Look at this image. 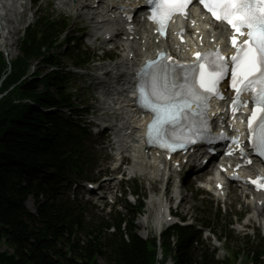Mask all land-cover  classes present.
Returning <instances> with one entry per match:
<instances>
[{
  "label": "trees",
  "instance_id": "obj_1",
  "mask_svg": "<svg viewBox=\"0 0 264 264\" xmlns=\"http://www.w3.org/2000/svg\"><path fill=\"white\" fill-rule=\"evenodd\" d=\"M65 27V22L40 16L25 30L14 61L0 52V245L9 248L0 249V264H99L98 256L106 264H157L156 238L144 240L135 225L144 208L140 197L137 205L127 204L126 212L87 220L88 206L67 193L75 182L90 179L86 170L91 163L87 129L59 110L75 105L69 77L40 69L22 79L31 61L61 65L59 38ZM70 53L75 63L86 62ZM54 107L58 111L44 110ZM31 195L36 214L25 205ZM199 238V230L175 227L164 234L162 248L167 254L175 250L174 264H233L216 260L208 249L192 251ZM250 249L255 262H262L263 250Z\"/></svg>",
  "mask_w": 264,
  "mask_h": 264
},
{
  "label": "snow or ice",
  "instance_id": "obj_2",
  "mask_svg": "<svg viewBox=\"0 0 264 264\" xmlns=\"http://www.w3.org/2000/svg\"><path fill=\"white\" fill-rule=\"evenodd\" d=\"M148 3L152 5L149 18L160 25L163 33L172 16L187 15L192 0H148ZM199 3L216 21L230 27L235 51L228 58L219 49L197 52L190 64L168 63L172 58L164 53L147 62L138 73L136 85L139 103L153 114L146 135L166 147L195 143L193 137L208 131L209 100L213 95L223 99L218 85L230 77L236 96L234 111L247 104L241 100L242 94H251L249 139L256 152L264 156V0H199Z\"/></svg>",
  "mask_w": 264,
  "mask_h": 264
},
{
  "label": "rangeland",
  "instance_id": "obj_3",
  "mask_svg": "<svg viewBox=\"0 0 264 264\" xmlns=\"http://www.w3.org/2000/svg\"><path fill=\"white\" fill-rule=\"evenodd\" d=\"M22 0H18L20 3ZM25 2L26 7H23L19 5V3L16 4L15 8L10 12L11 15L10 17L13 18L14 22L12 25H9L7 22L6 23V28L5 31L1 29L0 27V52L6 51L8 52V58L12 62L16 59V57L20 54V37L22 36V28L24 29L30 22L34 20V18L38 14H44V13H50L53 14L54 16L58 17H67L70 23V26L68 28V31L64 34L65 39L68 37H72L75 35H80V40L81 43L83 44L82 47L85 49L87 52L92 53V55H95V58L98 57L100 54H102L101 50L95 49L93 50L90 47H86L85 41H86V35L82 32L84 29V24L82 22L81 18L78 17H68V10L65 9L64 11H61L59 6L57 5L56 0H41V4L37 10L36 7L30 6V0H23ZM21 4V3H20ZM18 5V6H17ZM70 11V10H69ZM11 18V19H12ZM13 31V35L9 34V30ZM4 42V43H3ZM59 53L61 55L62 61L64 65L67 67V70L72 71V65H73V60L68 57V49L67 45L63 46L60 50ZM99 61L100 59H96ZM108 59H106V62ZM101 63H104L102 61L93 63L88 66L93 68L96 65H99ZM34 66L37 65V63L33 62L32 63ZM41 69L44 73L50 71L49 68L42 67ZM113 70V68H110ZM96 70L93 71L94 75H98L101 73L100 70H97L96 68L92 69ZM103 71L107 69H102ZM93 77L90 76H85V77H72L70 80V89L73 91H77L78 93V101L80 102V106H89L90 109L94 112H98V114H102L100 109L98 108L101 104L95 100L94 97L100 96V93L97 90V85L93 82ZM96 131V130H95ZM107 140L103 136L99 137H93L91 141L88 143V145L92 146L93 148V156H94V161L93 164L90 165L87 168L86 174L89 175L91 178H98L101 176H104L105 174L109 175V177H112V155H111V150L106 146ZM131 164V163H130ZM111 166V168H110ZM114 167V166H113ZM147 172V169H146ZM146 172H136V171H128L126 176L128 178L134 177V174L137 176V183L140 186V189L142 190L143 193H147V205H146V217H147V222L146 224L144 223L143 225L141 224V219L144 217L140 218L138 216L136 223L139 226V234L142 236H145L146 238H149L153 232V221L155 217V209H156V204L154 201L155 198L160 196V185H161V180H162V175L161 171L158 172L156 175V178L152 175L151 179L147 178V173ZM190 180V179H189ZM118 181V176L114 178L112 181L105 182L106 186V192L109 198H112V200L116 199V191L117 188H119L120 183ZM83 185H79L76 189L74 186L72 192L77 194L79 197H85V191L86 189L83 188ZM134 184H132L133 186ZM193 193L188 194L186 197V203L184 207L180 210L182 215L188 214L187 217H190L191 219H194L196 221L197 225H201V222L203 220H209L212 219L214 221V229L216 230V235L217 237L222 235L224 237V232L222 231L225 228V223H229V229H228V235H226V239L221 240L220 246H225L229 253H233L235 250L240 251V257L237 264H252V261L247 258V245L249 244L250 241H255L260 244H264V238L261 234L257 232V228L253 230L252 228L248 229V231H241V230H235L234 228L237 227V224H242L246 222V218L250 215L251 211L249 207H246L243 203L239 202V198L232 193L230 196L229 202L226 204V207L224 210L221 211V219L219 221L218 214H219V208L217 207V203L212 199L210 195H205L201 191L196 192L195 187H193ZM173 191H175V188L171 187V193L173 194ZM118 193V192H117ZM170 193V194H171ZM198 194V196L196 195ZM119 194V193H118ZM118 196V195H117ZM129 199L131 201H134V198L132 196H129ZM154 199V200H153ZM31 200V199H30ZM107 199L101 198L97 199L92 203V207H90V213L89 215L93 217L95 213H98V210L94 206H100L103 207V205L107 202ZM32 208L28 207L32 210L36 208L34 207V203L32 204ZM95 208V209H94ZM149 218V222H148ZM148 223V226H147ZM141 224V225H140ZM147 227V228H146ZM146 228V229H145ZM247 232H251L252 235H248ZM255 232V235H253ZM208 232H206V235ZM250 238V239H249ZM208 244H213L212 239L208 238L206 240ZM252 243V242H251ZM1 250H9L8 246L3 243L0 245ZM98 262L99 264H106L105 260L102 257H98ZM167 264H171L168 262Z\"/></svg>",
  "mask_w": 264,
  "mask_h": 264
},
{
  "label": "bare ground",
  "instance_id": "obj_4",
  "mask_svg": "<svg viewBox=\"0 0 264 264\" xmlns=\"http://www.w3.org/2000/svg\"><path fill=\"white\" fill-rule=\"evenodd\" d=\"M71 4H72V2H71V0L69 1ZM81 2L83 3V1L82 0H76V4H77V6H81V5H83V4H81ZM17 3H19L18 2V0H0V27H1V29H2V31L4 30L5 31V28H6V23H4V21L5 22H7L9 25H12L13 23H15L14 22V20H13V18L12 17H10V15H11V11L13 10V8H15V6H16V4ZM83 7H87V5H84ZM12 18V19H11ZM0 34H2V32H0ZM9 34L10 35H13V31L10 29L9 30ZM4 43V42H3ZM125 61H120L119 63H124ZM115 73H120V70L118 69ZM105 74V76H109L110 75V72H106V73H104ZM123 76H124V74H122L121 76H120V78L124 81V79H125V77L123 78ZM97 78H100V77H97ZM124 84H126L125 82H124ZM123 84V85H124ZM121 100V99H120ZM120 102V101H119ZM122 105V104H121ZM127 110H129V112H130V115H129V117L131 118V116H132V111L130 110V108H127ZM122 133V132H121ZM124 135H126V137H130L129 136V134L127 133V132H123V135H121L122 137H124ZM200 160H202V158L200 159ZM144 161V160H143ZM140 166H141V168L143 169V167H144V165H142V164H139ZM155 165H153L152 164V166L151 167H154ZM228 197V196H227ZM159 199H162L161 198V196H159ZM34 202H33V199H31V200H28V202H27V206L28 207H31L32 208V204H33ZM34 207H35V204H34ZM162 208V211H163V209H165V207H161ZM255 214V213H254ZM157 220V223L160 225L161 223H162V219H160V218H157L156 219ZM146 222H147V217L146 216H144L142 219H141V224L143 225L144 223L146 224Z\"/></svg>",
  "mask_w": 264,
  "mask_h": 264
}]
</instances>
